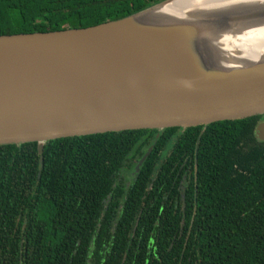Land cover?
Segmentation results:
<instances>
[{
  "label": "trees",
  "instance_id": "trees-1",
  "mask_svg": "<svg viewBox=\"0 0 264 264\" xmlns=\"http://www.w3.org/2000/svg\"><path fill=\"white\" fill-rule=\"evenodd\" d=\"M158 1L0 0V34L85 27ZM262 120L67 136L41 154L36 141L0 144V264H264ZM185 158L200 204L141 207Z\"/></svg>",
  "mask_w": 264,
  "mask_h": 264
},
{
  "label": "water",
  "instance_id": "water-1",
  "mask_svg": "<svg viewBox=\"0 0 264 264\" xmlns=\"http://www.w3.org/2000/svg\"><path fill=\"white\" fill-rule=\"evenodd\" d=\"M169 1L85 27L0 34V144L36 141L41 154L55 138L264 112V57L194 69L191 40L209 29L122 24ZM247 16L263 19L264 10ZM255 134L264 140V120Z\"/></svg>",
  "mask_w": 264,
  "mask_h": 264
},
{
  "label": "bare ground",
  "instance_id": "bare-ground-1",
  "mask_svg": "<svg viewBox=\"0 0 264 264\" xmlns=\"http://www.w3.org/2000/svg\"><path fill=\"white\" fill-rule=\"evenodd\" d=\"M256 10H264V0H170L122 24L147 27L181 23L187 29L193 27L198 35L209 29L208 36L191 40L192 68L230 67L264 57V18L254 20L247 16ZM178 33L175 31V35Z\"/></svg>",
  "mask_w": 264,
  "mask_h": 264
},
{
  "label": "flooded vegetation",
  "instance_id": "flooded-vegetation-1",
  "mask_svg": "<svg viewBox=\"0 0 264 264\" xmlns=\"http://www.w3.org/2000/svg\"><path fill=\"white\" fill-rule=\"evenodd\" d=\"M205 124L208 123H204V125ZM179 127H186V126H179ZM163 128H157V129L160 130ZM161 148L162 150H164L163 147H158L157 149L160 150ZM194 149L196 148L194 147ZM190 172H191L190 162L188 158H185L183 161H181L180 167L178 168L176 174L172 178V185L170 186V184H168L167 181L166 184H164L161 187H158L160 189L157 188H156L157 190L153 189L156 190L153 193H150L152 187L147 188L146 192L147 194L150 195L149 200L147 202L144 201L141 202L140 206L142 207L148 205L159 209H175L176 211L181 209L187 210L197 207L198 204H200L197 196L198 191L196 185L192 187V178ZM131 176H132V172H131ZM181 234H182V229L181 232L179 233V236Z\"/></svg>",
  "mask_w": 264,
  "mask_h": 264
},
{
  "label": "rangeland",
  "instance_id": "rangeland-1",
  "mask_svg": "<svg viewBox=\"0 0 264 264\" xmlns=\"http://www.w3.org/2000/svg\"><path fill=\"white\" fill-rule=\"evenodd\" d=\"M125 175V174H124Z\"/></svg>",
  "mask_w": 264,
  "mask_h": 264
}]
</instances>
